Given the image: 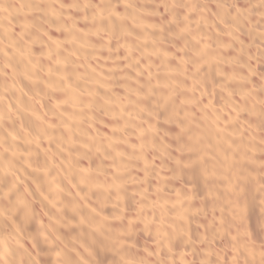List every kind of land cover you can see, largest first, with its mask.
Returning <instances> with one entry per match:
<instances>
[{
	"label": "bare ground",
	"instance_id": "obj_1",
	"mask_svg": "<svg viewBox=\"0 0 264 264\" xmlns=\"http://www.w3.org/2000/svg\"><path fill=\"white\" fill-rule=\"evenodd\" d=\"M0 264H264V0H0Z\"/></svg>",
	"mask_w": 264,
	"mask_h": 264
}]
</instances>
